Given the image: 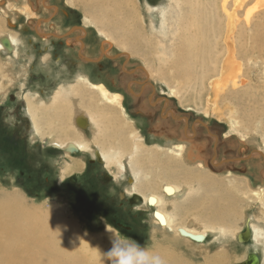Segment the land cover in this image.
I'll return each mask as SVG.
<instances>
[{"label":"bare ground","instance_id":"6f19581e","mask_svg":"<svg viewBox=\"0 0 264 264\" xmlns=\"http://www.w3.org/2000/svg\"><path fill=\"white\" fill-rule=\"evenodd\" d=\"M70 2L82 6L86 13L90 12L92 22L98 26L101 36L105 34L104 28H107L110 40L132 52L140 53L148 63H155L163 68L166 83L174 84L177 94L189 92L195 97L196 101L193 102L196 106L202 104L203 99L207 100L206 113L210 114L209 111H212L220 118L229 112L232 115L243 111L244 117H241L244 121L260 119L261 128L264 130V120L261 119L264 118V104L260 103L261 99L257 96L259 92L252 95L255 100L254 107L242 105L243 95L255 86L252 85L251 69L245 68L241 61V57L247 62L246 59L254 61L256 54L258 57L264 56V0H254L253 3L251 0H162L158 6H152L146 0L147 9L144 14L136 0ZM31 12L24 11L26 16L32 17L34 12ZM1 22L0 20V56L6 57L5 61L10 63V74L18 75L19 70L23 69V64L18 60L20 43L11 32L3 31ZM43 36L44 43L49 44L51 38ZM81 56L88 58L83 53ZM35 58V55H31L27 63H33ZM47 61L48 59H43L41 62L47 65ZM10 79L13 78H0V95L6 94L4 89ZM74 79L84 80L87 82L86 87H91L89 102L84 93H81L80 84H72L70 88L57 87L59 89H53L47 97L36 91L26 92L25 112L34 132L33 135L31 132L30 140L31 136L43 137L47 133L53 139V146L65 151L69 157L74 153L88 152L93 159H98L99 154L107 166H111L113 161L117 163L119 172L125 164L123 159L118 160L115 153L117 149L127 150L126 145L129 144L136 153L133 156L135 159L129 157L130 170L136 177L131 178L125 192L129 197L144 193L141 194L139 206L152 209L157 231L176 234L180 239L201 247L211 233L217 235V231L225 232L233 226L232 220L241 215L243 204L240 196L232 200L233 190H239V182L227 185L214 177L206 178L203 174H196L185 167L183 161L186 162L187 159H202L200 147L190 137L183 136L177 142L172 137H165L163 142L168 149L180 147V152L176 154H167L168 150L166 155L160 154L158 150L153 152L154 149L152 154L149 151L147 154H139L143 147V136L133 134L135 131L129 132L128 122L121 118V111L130 115L122 103L121 93L110 92L104 83L91 82L90 77L80 69ZM180 96V99L186 100V96ZM245 140L258 145L255 136ZM93 144L99 149L93 148ZM257 151L255 155H259ZM75 159L66 162L64 172L68 174L84 167V161ZM148 174L152 176L149 177ZM160 178L162 182H165L163 179L169 181L160 187ZM193 191L200 193V196L196 193L192 198L193 204L200 201L202 205L200 217L190 214L188 206L185 205ZM226 198L227 204L223 205L221 201ZM263 200L264 193H260L258 201L262 205ZM176 201L183 203L176 205ZM168 206L174 207L178 214L183 215L186 212L189 225L176 224V213L168 209ZM63 211L57 205L46 209L44 205L31 204L18 191H1L0 264H111L110 258L105 254L114 247L117 240L105 234L83 239V232L71 226ZM254 218L252 214L246 215L245 224L253 233L252 251L258 253L262 248L261 243L264 245L260 241L261 236L264 238V224L255 223L257 219ZM55 225L58 227L55 228ZM238 234L239 232L236 233L237 241ZM158 249L157 253L169 264L170 261L172 264H182L181 259L173 255L172 251H176L173 245ZM262 251L264 252V246ZM219 255V252L207 255L204 264H220Z\"/></svg>","mask_w":264,"mask_h":264},{"label":"rangeland","instance_id":"374dc122","mask_svg":"<svg viewBox=\"0 0 264 264\" xmlns=\"http://www.w3.org/2000/svg\"><path fill=\"white\" fill-rule=\"evenodd\" d=\"M0 1L3 31L11 32L10 34L18 38L20 43L18 60L23 64V69L19 70L18 75H11L8 69L10 63L5 61L6 57L0 56V78L5 79L7 76L13 78L8 81L4 89L6 94L0 95V125L5 124L2 131L12 130L10 122L7 121L9 110L15 108L18 118L26 113L27 101L24 95L28 90L47 97L55 88L59 89L61 86L70 88L72 84L73 86L80 84L81 93H84L85 99L89 102L91 87L89 85L86 87L87 82L84 80L74 79L80 69L90 77L91 82L104 83L110 92L121 93L122 103L130 114L128 116L121 111V118L128 122L129 132L135 131L133 134L143 136V147L140 148L139 154L144 152L147 154L148 151L152 154L157 150L161 152L160 154L166 155L167 150L171 151L167 154H176L180 152V147L168 149L163 142L165 137H172L175 142L183 136L190 137L200 147L202 159L199 161L187 159L186 162L183 161V165L185 164V167L196 174H203L206 178L214 177L227 185L231 182H239V190L236 189L237 192L233 190L232 200L240 196L243 204L241 215L236 220H232L233 226L230 229L225 232L217 231V235L211 233L207 242L199 247L180 239L176 234L164 230L157 231L154 227L152 209L139 206V202L129 203V195L125 191L131 178L136 177L130 170L129 157L135 159L136 156L133 147H129L128 144L127 150L117 149L115 154L119 157L118 160L123 159L125 164L119 172L114 161L111 166H107L103 160L93 159L88 152L74 153L69 157L65 151L53 146V139L51 140L47 133L43 137L31 136L26 147L17 150L12 141L8 140L9 138L1 137L0 192L18 191L31 204H41L46 209L53 205L62 207L71 226L82 231L83 239L86 240L105 234L120 243L127 240L135 241L156 253L158 247L173 245L176 250L172 251L173 255L181 259L182 264L186 262L204 264L206 257L217 252L221 253L219 255L221 262L218 260L220 264L244 262L252 251L253 233L250 240L245 242L239 240L238 242L236 233L246 231L245 222L248 214H252L254 219H257L255 223L264 224V204L258 201V195L264 193V130L260 125L261 120L255 118L254 121H244L243 111L232 115L229 112L222 115V118L212 111H209L210 114L206 113L207 100L203 99V103L196 106L193 102L196 101L195 97L189 92L183 91L177 94L174 84L166 83L163 68L155 63H148L140 53L132 52L110 40L107 28H104L105 34L101 36L98 26L92 22L90 12L86 13L82 6L72 4L71 0ZM147 1L152 6H158L162 2V0ZM251 1L253 3L254 0ZM136 2L142 13H146V0H136ZM25 10L34 12L32 17L26 16ZM79 26L83 29L76 28ZM73 28L75 29L72 30ZM65 33H68L67 36L59 37ZM41 36L51 38V42L44 43ZM82 53L88 58L84 59ZM31 55H35L36 58L33 63L28 64ZM148 55L154 59L151 54ZM43 59H48L50 62L47 61V65L43 64ZM241 61L245 68L251 69L254 75H252V85L259 89L254 87L248 91L249 93L244 94L242 105L248 108L254 107L255 100L252 95L257 92H259L257 96L261 99L260 103L264 104V56L258 57L256 54L254 61L246 59L247 62L241 57ZM180 95L186 96V100L180 99ZM163 114L166 116L162 117ZM26 122L29 123L33 135L31 121ZM254 136L257 137L258 145L250 144L245 140ZM92 147L99 149L94 144ZM184 148L186 149L187 145ZM256 151L259 155H255ZM124 152H127V155H124ZM75 158L84 161V167L67 174L64 172L65 164ZM72 176H76L74 184L70 182ZM107 176L110 179L105 181L104 178ZM148 176L151 177L152 174ZM163 180L165 182L160 178V187L169 181ZM159 192L162 194L161 188ZM196 193L200 196V193L193 191L185 205L188 206L190 214L200 217L202 206L200 201L196 204L192 203ZM141 194L138 195L142 198ZM226 200L227 198L221 203L226 205ZM175 203L182 205L183 202ZM171 207L167 208L172 212L175 211L176 224L189 225L186 212L183 215L178 214L174 207ZM198 220L201 222L200 218ZM49 221L55 224L50 218ZM57 227L58 225H55V228ZM260 241L264 242L262 236ZM263 246L261 243L262 248ZM262 248L258 254L264 264ZM165 261L169 264L166 259Z\"/></svg>","mask_w":264,"mask_h":264},{"label":"clouds","instance_id":"9594fccd","mask_svg":"<svg viewBox=\"0 0 264 264\" xmlns=\"http://www.w3.org/2000/svg\"><path fill=\"white\" fill-rule=\"evenodd\" d=\"M106 255L110 258L111 264H166L159 253L150 251L132 240L124 243L116 241Z\"/></svg>","mask_w":264,"mask_h":264},{"label":"flooded vegetation","instance_id":"af4514ba","mask_svg":"<svg viewBox=\"0 0 264 264\" xmlns=\"http://www.w3.org/2000/svg\"><path fill=\"white\" fill-rule=\"evenodd\" d=\"M8 112L10 114L7 117V121L10 122L12 130L9 132H6L5 130L2 131V129L5 127V124L0 125V145H2L1 137L6 136L7 139L9 138L8 140H10V142L12 141V144L15 146L14 148H16V150L18 148L23 149L26 147V143L28 141H30V135H31L30 125H29V123L26 122L29 120V117L25 113V114H23V116L19 117L20 118L19 119L17 117V112H16L15 108L9 110ZM163 116L165 117L166 115L163 114L162 117ZM174 118H176V117H174ZM185 131H186V129H185ZM97 161H99V160L97 159ZM72 184H74V183H72ZM131 198H132V196L128 198V201L130 204H133V202H131Z\"/></svg>","mask_w":264,"mask_h":264},{"label":"water","instance_id":"95a60500","mask_svg":"<svg viewBox=\"0 0 264 264\" xmlns=\"http://www.w3.org/2000/svg\"><path fill=\"white\" fill-rule=\"evenodd\" d=\"M76 28H81V29H83V27L82 26H79V27H76ZM75 28H73L72 30H74ZM72 30H71V32H72ZM68 33H70V31L68 32ZM68 33H65L64 35H61V36H59V37H65V36H67V34ZM133 92V91H132ZM97 157H98V160L99 161H101V159H100V157H99V154H97ZM110 179V177H105V181H107V180H109ZM75 180H76V176H72L71 178H70V181L72 182V183H74L75 182ZM141 198H140V196L138 195V194H134L133 196H132V198H131V202H133V203H138V202H141ZM246 231L245 232H242V233H239L238 234V239H239V241L240 242H245V241H248L249 239H250V236H251V234H252V231H251V228L248 226V225H246ZM197 239V238H196ZM195 239V240H196ZM197 240H199V239H197ZM238 264H262V261H261V256L257 253V252H255V251H251V252H249V254H248V256H247V259L244 261V262H241V263H238Z\"/></svg>","mask_w":264,"mask_h":264}]
</instances>
